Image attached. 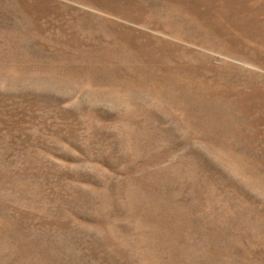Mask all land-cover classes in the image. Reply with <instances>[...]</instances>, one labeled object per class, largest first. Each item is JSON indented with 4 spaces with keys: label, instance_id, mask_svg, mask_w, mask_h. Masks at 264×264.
I'll list each match as a JSON object with an SVG mask.
<instances>
[{
    "label": "rangeland",
    "instance_id": "1",
    "mask_svg": "<svg viewBox=\"0 0 264 264\" xmlns=\"http://www.w3.org/2000/svg\"><path fill=\"white\" fill-rule=\"evenodd\" d=\"M0 264H264V0H0Z\"/></svg>",
    "mask_w": 264,
    "mask_h": 264
}]
</instances>
